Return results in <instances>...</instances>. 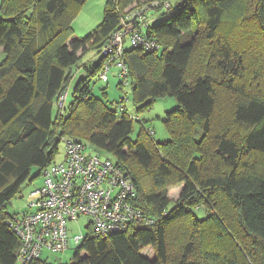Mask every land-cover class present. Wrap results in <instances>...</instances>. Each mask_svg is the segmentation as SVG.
I'll list each match as a JSON object with an SVG mask.
<instances>
[{"label":"trees","instance_id":"trees-1","mask_svg":"<svg viewBox=\"0 0 264 264\" xmlns=\"http://www.w3.org/2000/svg\"><path fill=\"white\" fill-rule=\"evenodd\" d=\"M84 1L0 0V50L6 54L0 63V264H20L23 245L9 226L19 214L8 206L45 169L64 163L65 154L62 161L57 157L65 139L110 155L106 159L134 182L132 207L154 221L131 222L128 230L102 238L90 219L74 264H204L205 258L210 264H264V90L253 92L261 69L253 71L250 61L264 63V0H179L171 16L157 22L161 14L154 13L166 4L172 9L170 0H107L103 23L78 38L72 24ZM248 1L251 12L233 22L232 13ZM156 2L161 6L148 12L145 29L137 25L158 48H128L126 40L127 74L118 88L129 84L138 111H149L162 97L179 105L163 118L169 140L157 141L141 123L134 142V117L121 102L110 109L95 98L91 78L100 79L103 49L126 15ZM244 23L253 26L232 34ZM94 50L100 60H85ZM78 63L86 70L76 79ZM177 183L184 188L173 200L169 186ZM178 227L184 231L175 253ZM230 229L229 244L196 254L207 234L225 242ZM146 247L155 256L142 255ZM41 257L29 264H49Z\"/></svg>","mask_w":264,"mask_h":264},{"label":"built area","instance_id":"built-area-1","mask_svg":"<svg viewBox=\"0 0 264 264\" xmlns=\"http://www.w3.org/2000/svg\"><path fill=\"white\" fill-rule=\"evenodd\" d=\"M160 6L159 2L144 4L126 15L121 30L113 35L103 49L106 61L100 79L108 82L113 67L120 70V77L127 74L122 59L126 39L132 47L149 51L158 48L154 41L139 33L137 23L143 24L142 28L145 29L148 12ZM165 7L168 8V4ZM66 98V93L59 97L55 105L59 110L64 108ZM64 142V163L52 164L43 171L44 183L32 192L35 198L28 205L31 210L14 217L9 223L10 229L23 243L19 252L20 264H29L39 259L44 252H63L71 241L75 246L79 245L82 237L70 241L67 224L83 216L93 221L95 234L102 238L128 230L131 222L154 225V221L144 211L134 209L129 202L136 192L129 175L126 176L115 163L98 154L89 153L86 156L87 147L84 143L70 139Z\"/></svg>","mask_w":264,"mask_h":264},{"label":"rangeland","instance_id":"rangeland-1","mask_svg":"<svg viewBox=\"0 0 264 264\" xmlns=\"http://www.w3.org/2000/svg\"><path fill=\"white\" fill-rule=\"evenodd\" d=\"M106 2L107 0H85L82 4L81 11L78 13V15L74 18V22L72 24V28L75 37L78 38H84L87 34L91 33L92 31H95L97 26L99 24H102L105 17H104V11L106 8ZM172 9H169L167 11V8L164 7L162 10L157 13H154L155 17L158 16V14H161V16L156 20V22L159 20L167 19L171 16V14L174 12L175 8L178 6L179 0H170ZM253 6V2H246L243 4V7L241 9H237L232 13L231 20L233 22H239L243 20L245 17L248 16V12H251V8ZM249 26L252 27L253 24L244 23V25H241L238 29L237 27H234L235 32L232 34H238L244 30V27ZM228 27L224 28V32H228ZM127 40V39H126ZM128 48H131V44L128 43ZM98 50L90 51L89 54L85 57V60H87L89 57H95L96 61L100 60L101 55L97 52ZM6 54L4 49L2 48L0 50V63L5 60ZM84 60V59H83ZM82 60V61H83ZM85 60L83 63H85ZM79 62V63H82ZM252 62V69L256 67H259L261 69L260 72V79L258 86L253 85V92L259 93V91L264 90V63L257 64V61L250 59ZM79 63L73 67L74 75L79 74L81 76L83 72H78L79 69ZM98 63V62H97ZM96 63V64H97ZM86 73V72H85ZM120 70L117 67H113L112 71L109 74L108 79L109 82H104L99 78H91V92H93L94 97L97 99H100L103 104H105L108 108L116 109V103H123L125 104L129 115L134 117V132L131 134L130 139L134 142L138 141V136L141 132V123H144L145 127L148 129L151 128L154 132V139L157 141H166L169 140V134L166 130V126L164 125L163 118L167 115V112H172L174 109H176L179 105V101L175 99L174 97H162L161 99H157L149 111H138L137 106L132 102V90L129 87V84H124L122 90H119L118 85L120 84L123 79L120 77ZM252 75L250 74L249 77L246 79L247 83H250ZM72 86L68 90L69 93V99L66 104H69L71 97H72ZM229 94L227 92L224 93V98L227 99ZM124 99V100H122ZM90 144V143H89ZM88 144L87 146V154L89 153H96L91 149V146ZM65 150H66V143L62 142L60 146V153L57 157V161H62L65 157ZM100 154V153H97ZM102 157L104 158H112L110 155H105L101 153ZM133 164L137 166L138 164L133 160ZM35 172V171H34ZM143 181H146L147 187L151 188L149 185L150 182V176L148 174L143 175ZM33 183H28L25 185L19 195L16 199H14L9 207V212L11 214H19L22 215L23 213H28L31 209L29 208V203L35 198L32 195V191H35L44 183L43 177L40 176ZM183 186L180 183L173 184L169 186V197L173 200H177L179 195L181 194L183 190ZM203 217L202 215L200 216ZM90 222V218L87 216H83L79 221H71L68 223V239L71 241L75 237H87L90 234V230L87 228L88 223ZM222 228H224L225 224H220ZM229 227V226H228ZM176 232H174V237L172 238V242L175 241L171 247H173V251L176 253L179 250L175 249V246L177 245L178 241L181 239L179 237L180 235H183V229L178 227L175 228ZM228 229V228H227ZM229 236V237H228ZM172 237V236H171ZM234 235L231 234V229L227 233L228 240L225 242H222L219 240V235L216 234V236L212 237L211 235L207 234V237L205 238L203 244L201 246H196V254L202 255L204 251H211V253H215L216 249L221 248L222 246H225L229 244V242L233 239ZM236 240V237H235ZM77 246H71L68 248L67 251L63 253H58L56 255H53L48 252H44V254L41 257V260H46L49 262V264H74L75 263V251ZM170 248V247H169ZM156 250H154L152 247H146L143 249L142 255L153 257L155 256ZM207 253V252H206ZM195 254V255H196ZM208 254V253H207ZM206 254V255H207ZM204 264H210V260L204 259Z\"/></svg>","mask_w":264,"mask_h":264},{"label":"crops","instance_id":"crops-1","mask_svg":"<svg viewBox=\"0 0 264 264\" xmlns=\"http://www.w3.org/2000/svg\"><path fill=\"white\" fill-rule=\"evenodd\" d=\"M90 59H93V57L90 58ZM95 60H96V59H95ZM95 60L93 61V63L95 62ZM85 63H86V62H85ZM79 68H80V69H79L78 72H81V71H82V72H83L82 75H84V70H86V69L84 68V66H83V67H79ZM75 77H76V79H77L78 77H82V76H79V74L77 73V75H76ZM75 81H76V80H75ZM35 191H36V190H35ZM32 192H34V191H32ZM32 192H31V193H32ZM70 245H71V246H75L74 243H73V241L70 242Z\"/></svg>","mask_w":264,"mask_h":264}]
</instances>
